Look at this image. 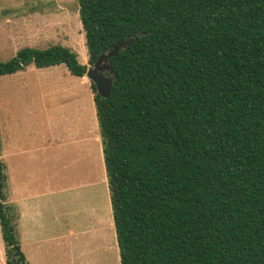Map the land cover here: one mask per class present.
Segmentation results:
<instances>
[{
    "label": "trees",
    "instance_id": "1",
    "mask_svg": "<svg viewBox=\"0 0 264 264\" xmlns=\"http://www.w3.org/2000/svg\"><path fill=\"white\" fill-rule=\"evenodd\" d=\"M120 264H264V0H78ZM87 66L22 48L0 77ZM0 156L5 264H27Z\"/></svg>",
    "mask_w": 264,
    "mask_h": 264
},
{
    "label": "rangeland",
    "instance_id": "2",
    "mask_svg": "<svg viewBox=\"0 0 264 264\" xmlns=\"http://www.w3.org/2000/svg\"><path fill=\"white\" fill-rule=\"evenodd\" d=\"M78 10V0H0V62L11 60L22 48L44 50L60 45L74 52L80 64L87 65ZM31 27L39 33L33 38L27 35ZM11 35L20 36L12 40ZM30 69L35 68L30 65ZM27 71L21 76L0 77V118L7 124L5 130L12 145L41 147L54 142L55 147L46 157L42 158L41 152L37 154L39 160L41 157L48 161L47 166L39 169V175L43 182L40 190L45 192L43 186H49V193L37 200H26V205L38 204V210L31 215L30 207L25 208L15 221L26 262L120 264L91 82L87 79L89 82L80 86L79 78L71 76L65 65L44 74L38 72L37 79L47 83L49 90L45 103L41 99L42 88L29 84L28 89H22L24 80L30 83L36 79V72ZM72 89L81 90V103L75 105L69 99ZM22 102L28 105L31 115L16 119V108ZM15 160H3L6 177L10 179L7 195L15 183ZM10 197L7 204L17 213L12 204L15 197ZM0 264H5L1 231Z\"/></svg>",
    "mask_w": 264,
    "mask_h": 264
},
{
    "label": "crops",
    "instance_id": "3",
    "mask_svg": "<svg viewBox=\"0 0 264 264\" xmlns=\"http://www.w3.org/2000/svg\"><path fill=\"white\" fill-rule=\"evenodd\" d=\"M37 36V34L39 33H35V29L34 27L29 28V30L27 31V35L29 38H33V35ZM16 36H20V35H11L12 40L15 39ZM35 36V37H36ZM55 67V66H54ZM54 67H49V68H43V69H37L35 68L34 70L30 69V66H28L24 71L21 72H17L15 74L12 75H8V76H21L23 74H27V70H30V73H34L33 75L36 77V79L31 80L30 83L28 82V80H24V82H22V89H28L29 84L33 87V88H42V95H41V99L44 98V101L46 103L47 101V97L49 95V90L47 88V83H44L42 81H40L38 77V72H42V74H44L45 71L50 70L51 68ZM68 71V70H67ZM70 74V73H69ZM71 75V74H70ZM72 76V75H71ZM4 77V76H2ZM77 78V77H76ZM80 81L79 85L82 86L86 83H88L89 81L87 80V78L84 76L82 78H79ZM6 83V81H5ZM25 92V91H24ZM79 92V93H78ZM83 92L86 93V88L83 89ZM19 91H17V96ZM81 90H74L72 89L70 92V97L69 99H72V103L73 104H78L81 103L82 99H81ZM21 99H23V97H21ZM92 102H93V95L91 97ZM84 103L86 104V100H84ZM94 104V102H93ZM95 108V106H94ZM43 110L47 113L48 109L47 106L43 107ZM16 119H24V114H29L31 115V110L29 109L28 105L24 104V102L21 103V106H19L18 108H16ZM41 111V109H40ZM6 114L9 113L8 109H5ZM10 113H12V109L10 110ZM98 124V123H97ZM7 127V124L4 122H2V117L0 118V156H1V160L3 162V160L9 159V158H16L15 160V166H16V171H15V183L11 185V188H9L8 190V201L11 198L10 196H14L15 200L12 202V204L14 205V208L16 209L17 212V220L19 219V217L21 215H23V210L25 208L28 209L29 208V212L31 215H33L37 210H38V204L33 206V204H28L26 205V200L32 201V200H37L39 196L44 195L45 193H49L48 188L49 186H43V189H45V192H43V190H40L41 186L40 183H43L41 181L40 175H39V169L41 167H45L48 164V161L43 160V157H46L47 152H49L51 149H53L55 147L54 142L52 143H48L45 144L41 147H36V146H32L30 144H18L17 146L12 145L10 139H8V135H7V130H5ZM38 152L42 153V158L40 157V160L38 159V157L40 155H37ZM38 159V160H37ZM42 159V160H41ZM4 164V162H3ZM5 166V164H4ZM6 169V166H5ZM48 179V176L45 175V180ZM8 180L10 182V179L7 178V186H8ZM26 194V195H25ZM111 206V204H110ZM18 213L20 215H18ZM111 222V221H110ZM16 224V223H15ZM111 224V223H110ZM114 225V223H113ZM17 228V226H16ZM17 230V234L20 232ZM19 239V238H18ZM117 242V241H116Z\"/></svg>",
    "mask_w": 264,
    "mask_h": 264
},
{
    "label": "water",
    "instance_id": "4",
    "mask_svg": "<svg viewBox=\"0 0 264 264\" xmlns=\"http://www.w3.org/2000/svg\"><path fill=\"white\" fill-rule=\"evenodd\" d=\"M127 44L118 43L111 52L102 54L92 66L88 63L86 65L85 77L95 86L96 93L102 98H108L113 83V78L106 75L111 73L108 60Z\"/></svg>",
    "mask_w": 264,
    "mask_h": 264
}]
</instances>
